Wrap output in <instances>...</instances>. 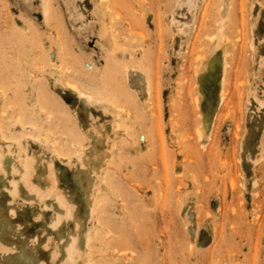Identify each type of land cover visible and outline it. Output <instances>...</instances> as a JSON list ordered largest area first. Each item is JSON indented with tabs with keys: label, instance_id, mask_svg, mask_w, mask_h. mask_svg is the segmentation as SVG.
Wrapping results in <instances>:
<instances>
[{
	"label": "rangeland",
	"instance_id": "obj_1",
	"mask_svg": "<svg viewBox=\"0 0 264 264\" xmlns=\"http://www.w3.org/2000/svg\"><path fill=\"white\" fill-rule=\"evenodd\" d=\"M68 231L71 264H264V0H0V264Z\"/></svg>",
	"mask_w": 264,
	"mask_h": 264
},
{
	"label": "bare ground",
	"instance_id": "obj_2",
	"mask_svg": "<svg viewBox=\"0 0 264 264\" xmlns=\"http://www.w3.org/2000/svg\"><path fill=\"white\" fill-rule=\"evenodd\" d=\"M13 171L16 173H20L22 175L23 174L22 164L19 162L17 163V165L13 166ZM61 218H62V214H58L55 218H51L52 220H50V223H49L51 227L56 226L58 222L61 221ZM67 234H68V238L65 241V247L63 248L62 254L58 257L56 261L57 264H71L73 260L79 263L77 255L74 253V248L72 245L73 236L70 234L69 231L67 232ZM58 235H59V238H61V235L59 232H58Z\"/></svg>",
	"mask_w": 264,
	"mask_h": 264
}]
</instances>
